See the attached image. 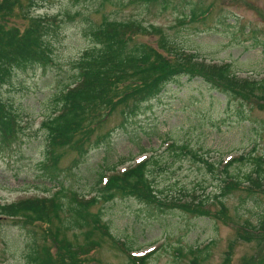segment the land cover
<instances>
[{
    "label": "rangeland",
    "instance_id": "obj_1",
    "mask_svg": "<svg viewBox=\"0 0 264 264\" xmlns=\"http://www.w3.org/2000/svg\"><path fill=\"white\" fill-rule=\"evenodd\" d=\"M21 2L9 17L13 28H26L40 16L57 18L58 28L43 31L52 49L51 65L19 71L2 88L4 100L13 104L26 128L11 147L2 143L0 134V203L62 191L61 204L66 206L58 220L35 227L4 222L0 264H31L35 254L47 259L48 248L56 264L63 263L56 259L59 254L65 264H131L134 253L147 256V264H190L195 256L202 264H264V242L246 237L253 229L264 230V189L248 195L232 182L229 193L221 195L229 161V173L243 179L256 170L254 161L264 158V97H227L199 73L192 80L178 77L139 109L119 106L110 111L93 125L84 152L77 149L79 144L58 148L56 168H45L42 129L44 119L56 111L58 96L77 81L76 63L84 50L95 46L92 34L106 20L160 28L175 50L195 52L207 63H230L239 79L263 80L264 0ZM156 34L137 35L134 43L156 47L158 29ZM257 93L264 96L262 89ZM102 135L108 137L101 142ZM145 156L159 160L148 175L158 198L153 205L118 193L111 202L100 198L82 225L69 221L74 193L98 195L101 173L124 172ZM258 183L264 187V179ZM244 187L253 190L252 184ZM180 202L190 204L194 212L176 207ZM165 203L170 206L158 205ZM93 216L102 218L101 229H93Z\"/></svg>",
    "mask_w": 264,
    "mask_h": 264
},
{
    "label": "trees",
    "instance_id": "obj_2",
    "mask_svg": "<svg viewBox=\"0 0 264 264\" xmlns=\"http://www.w3.org/2000/svg\"><path fill=\"white\" fill-rule=\"evenodd\" d=\"M149 3L157 0H144ZM22 4L21 0H0V134L2 143L11 147L13 142L23 133L22 122L19 120V114L14 110L13 104L4 100L2 88L12 81V77L19 71H28L30 68L49 67L53 62L52 49L45 44L46 35L43 31H50L58 28V20L53 16H40L35 20L29 21L26 28H13L9 24V17L13 16L14 11ZM144 29L137 21L103 22L98 29H95L92 36L95 39V46L84 50L81 59L77 61L78 79L73 86L58 96L59 103L52 117L44 119L42 129L45 130L47 166L56 168L60 158L57 155V149L63 148L68 144L76 146L80 153L84 152V145L91 143L92 134L95 132L93 125L106 118L110 111H114L119 106L126 108L139 109L141 104L150 102L160 96L164 87L170 82L177 80L178 77L186 76L192 80L199 73L204 75L202 79L205 82L214 83L219 91L225 93L227 97L235 98L237 95L250 97H264L256 94V91H264L263 80L239 79L232 71L230 63L223 65L212 63L208 64L204 60L198 59L195 53H187L182 49H177L170 44L164 37L162 29L149 27ZM159 38L157 46L148 44L134 43L137 35L147 34L157 35ZM177 51V52H176ZM219 82L223 86L219 85ZM124 114L127 110L122 109ZM133 113V111H131ZM80 134L79 139H75ZM110 134V133H109ZM108 134V135H109ZM108 135L98 136L101 142ZM99 143V142H98ZM84 146V147H83ZM174 147V146H172ZM182 151L184 147H180ZM192 154V153H190ZM195 157V154L193 155ZM238 161H244L245 157L238 158ZM263 163V164H262ZM152 164L158 166V158H145L140 163L124 172L113 170L109 176L101 173L96 182L98 195L86 197L82 194L74 193L72 219L80 222L81 225L86 222L89 211L97 205L100 198L105 202L114 200L118 193L130 195L138 201L153 205L158 199L155 190L148 180V175ZM256 170L246 174L243 179L229 173V167L233 165L229 161L225 173L227 178L224 186L221 188V195H227L232 188V182L235 186L242 187L246 194L257 195L264 189L263 185L258 183L264 179V158L260 157L254 161ZM204 165L210 170L214 165L205 162ZM237 178V179H236ZM231 180L228 182V180ZM237 182H236V181ZM244 186L252 184L253 190H247ZM62 191L52 197L25 198L14 203L0 204V226L12 220L17 224L36 226L53 220H58V212L63 210L61 203ZM161 207H168V204H158ZM174 207V206H173ZM176 207L188 212H194L190 204L180 202ZM93 229H101V217L93 216ZM264 223V222H263ZM262 223V225H263ZM84 226V225H83ZM1 230V229H0ZM246 237L252 239L249 242L256 241L259 244L264 242V230L248 231ZM253 232V233H252ZM116 239V238H115ZM126 249L131 250L126 247ZM44 248V246H43ZM94 249H90L91 253ZM48 258L42 260L36 258V254L31 256V264H56L52 258V250L47 249ZM264 252V251H263ZM86 254V253H85ZM85 256V255H84ZM264 261V253L261 254ZM198 256L190 261V264L199 263ZM60 264H65L66 258L59 254L56 258ZM29 260V258H28ZM131 264H147L148 257L130 256ZM30 261V260H29ZM86 262V260H83Z\"/></svg>",
    "mask_w": 264,
    "mask_h": 264
}]
</instances>
